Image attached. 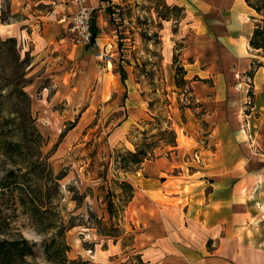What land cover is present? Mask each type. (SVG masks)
<instances>
[{
  "label": "crops",
  "instance_id": "crops-1",
  "mask_svg": "<svg viewBox=\"0 0 264 264\" xmlns=\"http://www.w3.org/2000/svg\"><path fill=\"white\" fill-rule=\"evenodd\" d=\"M166 3L197 20L181 59L185 86L203 113L186 109L184 123L183 112H175L176 146L133 174L138 186L132 183L125 212L131 208L138 223V255L143 264H264V52L250 46L260 16L245 0ZM109 6L103 0H0V36L29 53L36 85L50 80L70 90L87 84L93 86L84 92L88 98L122 104L128 115L117 129L121 138L149 117L134 80L129 85L126 71L115 67L113 73L110 64L104 74L86 71L79 80L78 72L70 73L77 65L80 72L97 71L92 56L108 46L115 51L105 18ZM82 7L103 13L92 47L75 46L68 32ZM164 65L175 85L171 54ZM44 90L48 100L52 89ZM74 90L70 99L83 93Z\"/></svg>",
  "mask_w": 264,
  "mask_h": 264
},
{
  "label": "rangeland",
  "instance_id": "rangeland-1",
  "mask_svg": "<svg viewBox=\"0 0 264 264\" xmlns=\"http://www.w3.org/2000/svg\"><path fill=\"white\" fill-rule=\"evenodd\" d=\"M104 1L110 3L105 18L116 49L108 46L101 52L109 48L111 60L93 55L97 71L80 72L77 65L70 73L78 72L79 80L88 71L104 74L110 64L106 67L113 73L115 67L126 71L129 85L134 80L132 87L149 117L125 137L117 135L128 115L122 104L113 97L88 98L93 86L87 84H71L70 90L50 80L36 85L38 73H29V53L0 36V182L14 172V185L0 192V241L26 240L34 248L35 255L19 264H143L137 220L131 219V208L125 212L138 186L132 177L140 165H123V158L145 143L152 144L143 148L150 159L164 154L174 147L172 115L183 112L185 123L186 109L203 113L193 92L169 84L164 65L171 54L173 68L174 58L183 67L182 51L198 30L196 18L166 0ZM100 9L93 11L94 26L101 21ZM45 88L52 89L48 100ZM75 88L83 93L70 99ZM12 145L19 149L8 151ZM53 244L58 263L46 253Z\"/></svg>",
  "mask_w": 264,
  "mask_h": 264
},
{
  "label": "trees",
  "instance_id": "trees-1",
  "mask_svg": "<svg viewBox=\"0 0 264 264\" xmlns=\"http://www.w3.org/2000/svg\"><path fill=\"white\" fill-rule=\"evenodd\" d=\"M245 1L249 5V7H251L253 10H255L256 13L260 16V18H257V25H256L254 35L250 41V46L254 50H260V51L264 52V0H245ZM93 33H94L95 38H97V29H96V26H94V24H93ZM4 43H12V44H14V46L18 45V43L15 39H8V40L4 41ZM174 59H175L174 69L176 71L175 72L176 73L175 74L176 75V84L178 86H183V85L185 86L187 83L185 78H184L185 77V69H184V67H180L177 65V63H178L177 58H174ZM261 66H262L261 63L260 64L256 63L255 68H258ZM251 74L253 76V73H251ZM173 131L169 132V134L172 137L171 145L176 146L177 136H176V133H174L175 131L174 132ZM151 145H152L151 143H149V144L145 143L142 146H140L141 148L138 147L137 153H131L130 152L129 154H127V156L125 158H123V162H122L123 165L128 162V163H133L136 166L137 165L141 166L143 163L150 160V158L148 157V152L144 151L143 148L144 147L150 148ZM137 146H139V145H137ZM18 149H19V146H13L12 145L8 148V151L14 152ZM123 169L125 171H130V169L127 170L126 167H124V166H123ZM12 174H14V172H10L8 174L7 179L4 182H0V192L2 194H4L6 191L10 190L11 187L14 185V183L10 182L13 178ZM125 186H127V188L128 187L131 188L129 183L128 184L126 183ZM133 195H134V192H133ZM131 198H133V197H131ZM30 199H33V198H30ZM109 209H110V211H112V206ZM54 248H55V244L48 245L46 248V253H47L50 260L57 262L55 254L51 252L52 250H54ZM34 255H35L34 248L31 245H29L26 240H23V241L1 240L0 241V264H19V261H22L26 257H31ZM61 264H66V263H61Z\"/></svg>",
  "mask_w": 264,
  "mask_h": 264
},
{
  "label": "built area",
  "instance_id": "built-area-1",
  "mask_svg": "<svg viewBox=\"0 0 264 264\" xmlns=\"http://www.w3.org/2000/svg\"><path fill=\"white\" fill-rule=\"evenodd\" d=\"M70 25L68 32L75 46L91 47L97 44V38L93 33V10L82 7L72 16ZM97 59L102 62H110L111 57L107 53L99 52ZM250 100L251 98H249V102Z\"/></svg>",
  "mask_w": 264,
  "mask_h": 264
}]
</instances>
